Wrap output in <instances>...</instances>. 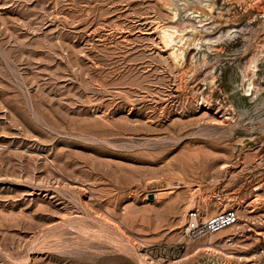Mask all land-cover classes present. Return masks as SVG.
<instances>
[{
    "label": "rangeland",
    "instance_id": "obj_1",
    "mask_svg": "<svg viewBox=\"0 0 264 264\" xmlns=\"http://www.w3.org/2000/svg\"><path fill=\"white\" fill-rule=\"evenodd\" d=\"M253 262L264 0H0V264Z\"/></svg>",
    "mask_w": 264,
    "mask_h": 264
},
{
    "label": "built area",
    "instance_id": "obj_2",
    "mask_svg": "<svg viewBox=\"0 0 264 264\" xmlns=\"http://www.w3.org/2000/svg\"><path fill=\"white\" fill-rule=\"evenodd\" d=\"M238 221V214L235 209L228 208L214 214L204 216L196 208L188 209L185 219V234L189 239L197 240L207 238L212 234L235 224ZM232 237H227L225 241H231ZM187 242L180 241L175 244H164L162 248L163 257L170 261L178 260L182 257ZM251 264H255L254 262Z\"/></svg>",
    "mask_w": 264,
    "mask_h": 264
},
{
    "label": "bare ground",
    "instance_id": "obj_3",
    "mask_svg": "<svg viewBox=\"0 0 264 264\" xmlns=\"http://www.w3.org/2000/svg\"><path fill=\"white\" fill-rule=\"evenodd\" d=\"M185 28V27H184ZM181 30V29H180ZM237 34V33H236ZM225 37V36H224ZM223 37V38H224ZM233 37V36H232ZM222 39V38H221ZM163 40H164V42H165V44H170V42L171 41H173L174 40V37H173V33H171V32H169V31H167V30H164V32H163ZM163 43V42H162ZM175 53V51H172V54H174ZM251 78V77H250ZM247 84V87L245 88V90L246 91H248V89L253 85V81H252V79H249L248 81H247V83H245V85ZM243 91H244V89H243Z\"/></svg>",
    "mask_w": 264,
    "mask_h": 264
}]
</instances>
